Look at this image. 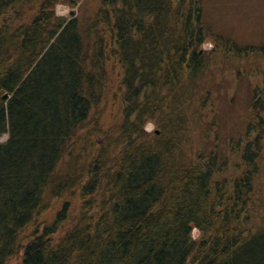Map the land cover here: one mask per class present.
<instances>
[{
	"label": "trees",
	"instance_id": "16d2710c",
	"mask_svg": "<svg viewBox=\"0 0 264 264\" xmlns=\"http://www.w3.org/2000/svg\"><path fill=\"white\" fill-rule=\"evenodd\" d=\"M66 1L0 0V264H264V93L236 125L212 70L264 44L215 32L205 0H100L82 20ZM113 58L124 119L105 130Z\"/></svg>",
	"mask_w": 264,
	"mask_h": 264
},
{
	"label": "rangeland",
	"instance_id": "374dc122",
	"mask_svg": "<svg viewBox=\"0 0 264 264\" xmlns=\"http://www.w3.org/2000/svg\"><path fill=\"white\" fill-rule=\"evenodd\" d=\"M99 8L100 0H67L58 4L55 12L57 16L70 20L76 17L81 19L85 16L89 18ZM205 8L208 22L215 32L232 36L245 45L264 44V0H205ZM33 14L30 12L28 16L31 17ZM215 45L213 40H208L202 50L209 53L215 50ZM219 61L222 59L213 60V67ZM226 61L227 66L220 64L217 66L218 68L212 70H217V84L224 85V91L219 94V98L222 97L224 101L233 102L238 116L234 117L232 122L238 125L239 117L245 114V109L251 101L252 89L264 93V57L256 55L243 60L228 58ZM107 75L109 83L105 91L107 95L97 111L92 113L94 117L92 120L100 122L101 127L105 130L120 124L124 119L122 91H119L123 73L116 58L107 63ZM216 96L217 94L214 95V98ZM232 125V123L229 124V126ZM144 130L149 134L156 132V123L147 122ZM84 133L83 131L82 134ZM7 138V136L1 137L0 142H5ZM96 140L100 145L105 142L103 136H96ZM52 202L50 208L43 214L41 219L43 222L52 221L63 206L62 201ZM199 235V231L194 229L192 237L197 239ZM59 236H55L54 239H59ZM19 261L20 259H13L7 264H18Z\"/></svg>",
	"mask_w": 264,
	"mask_h": 264
},
{
	"label": "water",
	"instance_id": "95a60500",
	"mask_svg": "<svg viewBox=\"0 0 264 264\" xmlns=\"http://www.w3.org/2000/svg\"><path fill=\"white\" fill-rule=\"evenodd\" d=\"M5 97H7V96H5Z\"/></svg>",
	"mask_w": 264,
	"mask_h": 264
}]
</instances>
